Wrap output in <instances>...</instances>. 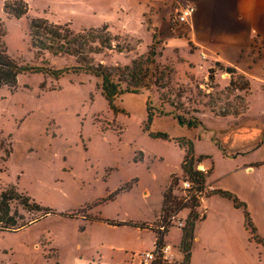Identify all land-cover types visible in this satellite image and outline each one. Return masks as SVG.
I'll list each match as a JSON object with an SVG mask.
<instances>
[{
    "label": "rangeland",
    "instance_id": "rangeland-1",
    "mask_svg": "<svg viewBox=\"0 0 264 264\" xmlns=\"http://www.w3.org/2000/svg\"><path fill=\"white\" fill-rule=\"evenodd\" d=\"M25 1L28 11L17 19L3 11L0 0V20L6 31L2 39L9 56L23 65L40 64L30 43L33 19L68 24L74 32L107 27L91 26L93 21L82 0ZM90 40L93 52L77 56L45 53L44 59L52 68L97 63L122 68L131 67L135 60L139 87L117 96L119 111L113 112L102 96L101 77L83 69H70L59 77L26 72L19 75L15 88L0 89V196L6 193L14 197L8 202L10 216L19 223V217L29 221L43 214L45 208L56 212L19 230L0 231V264H76L78 258L90 260L97 254L109 264L117 255L122 256L116 248L118 242L126 240L133 251L135 245L144 248L152 239L149 233L87 224L83 217H74L89 206L98 213L135 220L145 186L150 191L148 200L156 201L158 188L168 177L169 163H151L148 155L141 161L133 159L139 158V150L173 151L167 144L146 137L142 131L144 110L187 120L198 118L201 106L225 112L243 107L242 96L235 95L230 86L207 91L202 86L195 89L180 83L179 78L185 77L183 68L178 67L176 73L169 65H157L155 55L160 51L153 44L145 53L135 54V34L107 27L93 33ZM100 42L111 43L112 49ZM122 72L118 71L114 80ZM234 82L242 85L244 79L238 77ZM138 94L147 97L144 108ZM183 176L182 172L176 178ZM132 177H139L141 186L98 203ZM35 204L40 205L38 210ZM58 210L74 211L62 216ZM257 235L264 240V224ZM214 261L264 264V247L249 239L236 255Z\"/></svg>",
    "mask_w": 264,
    "mask_h": 264
},
{
    "label": "crops",
    "instance_id": "crops-1",
    "mask_svg": "<svg viewBox=\"0 0 264 264\" xmlns=\"http://www.w3.org/2000/svg\"><path fill=\"white\" fill-rule=\"evenodd\" d=\"M82 1L88 7L89 18L93 21L91 26L106 25L117 32L135 34V54L137 51L145 53L153 44L160 51L155 55L157 65H169L176 73L178 67H182L185 77L179 78L180 83L195 89L202 86L207 91L214 88L226 90L230 86L235 95L242 96L243 107L240 110L229 109L225 112L224 109L216 111L211 107H199L197 117L201 124L197 127L180 124L171 114H154L149 126V132L152 133L162 132L173 139L192 140L195 158L208 156L198 165L208 168L205 183L212 186L214 192L205 197L196 209L199 218L194 225L189 264H220L214 260L236 255L246 240L253 239L246 227L242 209L235 207L230 199L217 191L230 192L246 205L257 234L264 224V52L256 50L254 45L259 42L264 46V0ZM186 3L195 6L194 13L188 23L177 24L174 21L176 10ZM226 68H231L233 72H228ZM211 69L212 77H209ZM238 77L244 79V87H240L238 82L237 85H230V80L235 81ZM138 96L144 108L147 97L143 94ZM144 134L148 139L152 138L147 132ZM152 139L167 144L173 151L146 153L139 150V161L148 155L151 163L165 161L170 165L168 177L159 186L155 202L148 200L150 191L145 186L144 201L135 210V220L98 213L89 206H86L82 215L74 216L83 217L87 224L124 228L128 232L149 233L152 236L144 248L135 245V251L126 240L118 242L116 248L122 256L117 255L109 264H143L138 254L152 250L155 246L156 233L153 228L160 219L163 192L172 174L182 175L181 162L185 149L174 140ZM147 170L154 177L150 167ZM132 178H136L133 186L112 200L141 186L139 177ZM74 210L58 211L66 213ZM188 213L189 210L183 208L178 216L186 219ZM46 215L41 214L29 220L21 228ZM105 220L143 223L147 227L113 225ZM181 238L182 227L171 226L165 233L163 241L170 245L172 257L164 264L182 263L184 254L180 250ZM76 264L106 263L97 254L90 260L78 258Z\"/></svg>",
    "mask_w": 264,
    "mask_h": 264
},
{
    "label": "trees",
    "instance_id": "trees-1",
    "mask_svg": "<svg viewBox=\"0 0 264 264\" xmlns=\"http://www.w3.org/2000/svg\"><path fill=\"white\" fill-rule=\"evenodd\" d=\"M2 9L5 13L13 16L14 18H21L28 11V5L25 0H3ZM107 27L102 26L101 28H85L80 32H74L68 24H60L49 21L47 18H36L33 19L29 25V36L30 43L33 49L34 58L40 60V64H20L14 58L9 56L7 53V49L5 43L3 41V37L6 34L5 27L0 20V89L4 86L9 88H15L17 86V80L19 75L29 72V73H46L50 74L54 77H59L64 73L68 72L70 69L72 70H80L83 69L85 71H89L93 73L95 76L101 77L102 85H101V94L106 100L108 107L113 111H119L117 106L115 105V99L118 95L123 92H130L133 89L138 88V82H135V63L134 60L132 62V66H123L120 67H111L105 66L101 63H97L96 65H89L88 67L83 66H70L65 68H52L49 67V63L44 59L45 53H49L52 56H58L62 54L77 56L83 55L86 52H93V46L90 40V37L93 33L99 32L101 30H106ZM101 46H104L108 49H112L111 43H107L104 45V42H100ZM226 70L230 73L233 72L231 68H226ZM118 71H123L122 74L117 76V79L114 80V76ZM213 70H209V77L211 76V72ZM122 83L125 84V88H122ZM230 85H237V82H234L233 79L230 80ZM246 85L245 82L240 85V87H244ZM135 91V90H134ZM154 114L151 113L148 108L146 109V119L143 124L142 130L147 132L148 135L152 138H161L166 140H174L178 143L179 146L185 149V155L181 162V169L184 173V176H187L194 183H201L204 181L203 174L199 170L196 169V165L203 159L208 156L200 155L195 158L193 152V142L190 139L186 138H170L166 133L149 132V126L151 124L152 118ZM180 124L186 125L188 127H197L201 124V121L195 117H189L187 120H184L180 116H175ZM12 151L9 152V154ZM141 157L137 159H133L134 162H137ZM175 174L171 175V182L165 188L163 192V200L162 207L160 211V218L165 221L166 218L175 210H180L188 207L190 209L186 219L185 224L182 227V238L180 243V250L184 254V259L181 264H189L190 260V250L191 244L193 240V231L195 221L199 218L197 213V207L199 206L198 201L191 197L188 202H183V198L178 195H174L172 190L174 184H176ZM136 182V178H132L129 181L123 183L119 187H117L113 192H111L106 199L101 201H106L108 199L114 198L117 194L122 191H126L130 189L133 184ZM214 192V191H213ZM220 195L230 199L233 205L237 208H241L245 218L246 227L249 229L251 233V238L255 240L257 243H260L264 247V242L261 240L257 234L255 233V226L252 223L250 213L247 210L246 205L241 202L236 196L227 191H217ZM14 197L7 195L6 193H2L0 196V231H15L25 225L28 224V221H23V217H19L21 222H17L12 216H10V206L9 201ZM36 209L40 207L39 204H35ZM42 209V208H41ZM39 209V210H41ZM43 215L46 214H54L55 211L50 208L42 209ZM64 216V213H59ZM109 224L113 225H132L138 226L141 228L147 227L145 224H136L133 222H115L111 220H105ZM153 230L156 233V241L155 244L161 243L162 240H158V232L154 227ZM161 264V263H158Z\"/></svg>",
    "mask_w": 264,
    "mask_h": 264
},
{
    "label": "built area",
    "instance_id": "built-area-1",
    "mask_svg": "<svg viewBox=\"0 0 264 264\" xmlns=\"http://www.w3.org/2000/svg\"><path fill=\"white\" fill-rule=\"evenodd\" d=\"M194 10L195 6L192 3H186L179 6L175 13V23H188L194 13ZM254 47L256 50L264 52V46L261 43L256 42ZM195 167L197 170L202 172L204 181L197 184L192 182L187 176L179 177L176 180V184L173 186L172 192L174 195H178V193L181 192V198H183V202H188V200L193 197L200 204V202L209 194H211L214 189L212 186H209L205 183V176L208 173V168L201 167L198 164ZM186 209L190 211L188 207H186ZM180 210H175L172 212L165 221L160 218L157 224L154 225L158 232V240H162V242L155 244L152 250L138 254V257L143 264H164L165 261H168L172 257L170 253V245L165 243L163 238L171 226H184L185 219L178 216Z\"/></svg>",
    "mask_w": 264,
    "mask_h": 264
}]
</instances>
